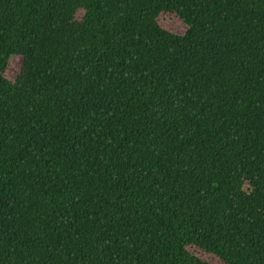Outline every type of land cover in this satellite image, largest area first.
Returning a JSON list of instances; mask_svg holds the SVG:
<instances>
[{
	"label": "trees",
	"instance_id": "16d2710c",
	"mask_svg": "<svg viewBox=\"0 0 264 264\" xmlns=\"http://www.w3.org/2000/svg\"><path fill=\"white\" fill-rule=\"evenodd\" d=\"M0 264H264V0H0Z\"/></svg>",
	"mask_w": 264,
	"mask_h": 264
},
{
	"label": "rangeland",
	"instance_id": "374dc122",
	"mask_svg": "<svg viewBox=\"0 0 264 264\" xmlns=\"http://www.w3.org/2000/svg\"><path fill=\"white\" fill-rule=\"evenodd\" d=\"M169 20L168 25L170 26V29L181 33L183 32L184 28L178 24L177 22L171 20V19H166ZM166 20H163V23H167ZM19 61L17 59H12L10 62V67L8 69V71L6 72V77L8 79H11L14 76V73L17 71V67H18Z\"/></svg>",
	"mask_w": 264,
	"mask_h": 264
}]
</instances>
